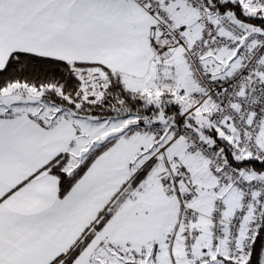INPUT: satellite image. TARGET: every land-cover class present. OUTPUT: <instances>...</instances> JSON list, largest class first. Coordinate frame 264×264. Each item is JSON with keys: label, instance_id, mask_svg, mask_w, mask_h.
<instances>
[{"label": "snow or ice", "instance_id": "1", "mask_svg": "<svg viewBox=\"0 0 264 264\" xmlns=\"http://www.w3.org/2000/svg\"><path fill=\"white\" fill-rule=\"evenodd\" d=\"M0 264H264V0H0Z\"/></svg>", "mask_w": 264, "mask_h": 264}]
</instances>
